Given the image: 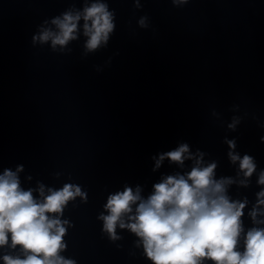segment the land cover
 <instances>
[{
  "label": "water",
  "instance_id": "1",
  "mask_svg": "<svg viewBox=\"0 0 264 264\" xmlns=\"http://www.w3.org/2000/svg\"><path fill=\"white\" fill-rule=\"evenodd\" d=\"M91 2L0 0V173L23 165L25 190L71 183L86 193L60 216L69 222L60 255L76 264H153L135 233L117 226L112 239L98 217L125 186L139 185L146 198L164 176L189 171L193 159L155 167L181 143L217 163L216 179H233L226 192L247 200L245 232L264 227L249 215L264 188V0H103L115 27L95 50L85 48L82 28L63 47L33 40L55 29L54 17ZM228 140L254 158L251 176L231 162ZM9 244L0 257L23 258Z\"/></svg>",
  "mask_w": 264,
  "mask_h": 264
},
{
  "label": "clouds",
  "instance_id": "2",
  "mask_svg": "<svg viewBox=\"0 0 264 264\" xmlns=\"http://www.w3.org/2000/svg\"><path fill=\"white\" fill-rule=\"evenodd\" d=\"M51 23L55 29L44 28L33 40L51 41L53 48L63 47L76 39L82 28L89 51L106 43L115 27L114 13L103 0H92L80 10L70 9L54 17ZM139 23L143 26L145 19L142 17ZM235 123L234 120L229 127ZM227 143L231 162H239L245 178L251 176L257 167L254 158L232 151L236 146L234 140ZM202 157L199 152L194 156L187 143L159 154L155 158L156 168L166 158L181 167L186 159H193V166L184 174L164 176L153 184L146 198L141 195L139 185L135 189L125 186L122 191L110 194L104 204L107 214L98 217L103 221V231L116 239L117 226L129 229L140 238L137 243L142 244L153 264H203L205 259L214 264H264V227L254 226L245 232L241 217L247 200H230L226 189L233 179H216L217 163L205 164ZM22 168L23 165H18L15 171L6 168L0 173V246L9 244L10 239L9 246L19 245L23 258L6 254L0 260L4 264H76L75 260L60 255L66 247L63 237L69 223L60 216L70 200L77 196L86 199V193L71 183L59 189H46L39 184L36 189L25 190L17 175ZM257 182L264 185V170ZM239 183L247 184V180ZM34 191L38 196L33 195ZM257 197L260 207L253 206L249 215L255 225H261L264 188Z\"/></svg>",
  "mask_w": 264,
  "mask_h": 264
}]
</instances>
